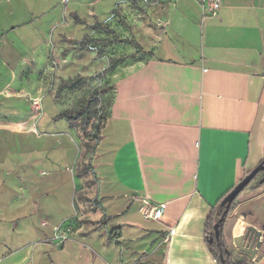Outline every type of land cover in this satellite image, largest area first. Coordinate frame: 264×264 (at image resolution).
I'll use <instances>...</instances> for the list:
<instances>
[{
  "label": "crops",
  "instance_id": "1",
  "mask_svg": "<svg viewBox=\"0 0 264 264\" xmlns=\"http://www.w3.org/2000/svg\"><path fill=\"white\" fill-rule=\"evenodd\" d=\"M86 1L68 13L69 0H0V52L15 59L25 52L17 42L35 44L22 75L37 77L26 91L30 110L0 114V139L57 142L0 149V264H218L207 218L264 159V0H221L217 14L206 15L211 0H155L157 26L138 28L151 53L106 74L114 88L95 147L86 150L80 135L78 152L62 153L61 133L44 131L43 98L51 95L64 111L58 96L71 90L60 84L105 65L63 77L66 58L53 41L85 49L86 38L118 34L117 20L132 11L131 0H113L105 20L89 10V23L80 8L99 9L104 0ZM72 22L87 28L77 39L76 31L58 30ZM37 59L43 65L32 70ZM11 85L0 93L15 95ZM69 126L77 130L74 121ZM263 177L264 170L239 198L226 229L231 242L247 224L264 234ZM143 199L164 204L161 218L141 213ZM250 261L264 264V242Z\"/></svg>",
  "mask_w": 264,
  "mask_h": 264
},
{
  "label": "rangeland",
  "instance_id": "2",
  "mask_svg": "<svg viewBox=\"0 0 264 264\" xmlns=\"http://www.w3.org/2000/svg\"><path fill=\"white\" fill-rule=\"evenodd\" d=\"M60 0H58L59 2ZM76 0H69L70 3H68V9L66 12L74 11L76 7ZM80 1V0H79ZM116 1V0H114ZM113 0H104L103 3L100 4L99 9L97 6H86L80 8V12L83 16H85L86 21L89 23L92 22L93 16L90 15L89 10L92 8L94 10L98 11V16L105 20L106 15L109 14L111 11V8L113 7ZM86 2H91L90 0H87ZM132 11L131 14H127V21L126 17H121L117 20L118 21V28L120 30V27L122 30L117 34L116 32H113L111 36H109L110 33H108V38L106 40H109L105 43L93 41L86 44L85 49H81L79 46H74V48H66L63 47V45H67L70 42L69 41H61L57 42L56 39L53 42L55 43L56 49H58V52L66 58V63L61 60L60 56L58 55L59 59L63 62V73L61 76L63 77H69V75L74 74L77 75L78 73H89L90 70L98 69L102 65H105V69H108L110 66L112 59H119L121 60V63L125 60H133L137 57H143V56H149L151 52L146 51L148 49L150 41L146 38L144 34L141 33V30H139V25L142 22L143 26L146 27L147 24H150V27L157 26L155 20L152 21V19H156L153 15L155 12V0H139L138 6L132 5ZM147 16V17H146ZM3 15H0V22L2 23V19H4ZM41 22V21H40ZM60 29H66V30H73L76 31L75 37L76 39L82 36V31L87 30L86 27H84L79 22H72L71 26L66 27L65 25H62L58 30ZM40 34L35 35L34 38H39ZM99 40H105L104 38H100ZM18 41V40H17ZM50 43V42H49ZM78 43V41L76 42ZM35 46V44H33ZM33 45L31 44H20L17 42L15 45L16 47H21L24 49V53H20L18 57L15 59H10L9 56L5 54V52H0V88L4 84L8 82H12V85L9 87V89L13 92H16L15 95H9L1 94L0 93V114H5V112H10L13 114V111L15 113H25L30 110V101L28 99V96L32 95V92H26L28 91L32 85L34 79H36V73L35 75L29 74V75H22V67H28L29 64L24 65L22 63L23 61H30L31 58V51L26 52L27 49L33 48ZM36 45H42L40 43ZM95 54L98 55V57L102 58V61L95 57ZM27 63V62H26ZM42 62L40 60H36L34 64V69H39L42 67ZM36 71V70H35ZM102 70L98 73L93 72L92 75L88 76L85 81L82 82V84L79 86V88L73 89L69 92L67 96H63L62 94L59 95V99L63 101V106L68 108H75L79 106L80 100L82 97L87 96L90 94L91 90L94 89L96 86H103L104 84H108L106 82L107 76H103ZM28 88V89H27ZM66 91V90H64ZM63 91V92H64ZM25 93V94H23ZM111 95V91L109 94L104 98H98L95 100L91 105V116L94 118V120L98 119L99 115L101 114V108L102 106H108L107 103L109 102V97ZM60 101V100H59ZM43 114H44V122L43 127L44 131L47 129H50L51 131L55 132L58 131L61 134H59V137L63 139V143L61 146V151L64 153L65 147H68L72 150V153L76 154L78 152L77 150V143L79 141L80 137V131L75 129L72 130L69 126V121L66 119H56L55 122L52 120L47 121L50 117L54 116V114H58L60 112L59 106H53V98L51 95H46L43 98ZM49 131V130H48ZM1 135V134H0ZM43 139H37L33 136H27L28 139H20L19 137L11 136V138L7 139L6 142H2L0 139V149L1 150H12V152L19 151L22 148V144L29 143L30 146H47V142L51 141L52 136H46L42 135ZM26 140V141H25ZM46 142V145L44 143ZM96 140L94 143L96 144ZM34 144V145H33ZM5 145V146H4ZM53 146H57V142H54L53 145L47 146L49 149H52ZM60 147V145L58 146ZM84 151V149L82 148ZM60 151V150H59ZM16 154V153H14ZM67 159V158H66ZM62 154V166L63 168H66L67 164H71L70 161L67 163V160ZM232 214L229 217L228 224L226 226V229L228 228L230 224V219L232 218ZM226 235V230H225ZM227 237V235H226ZM228 245L231 250H233V257L235 260L242 259V253L236 248L235 244L229 240L227 237Z\"/></svg>",
  "mask_w": 264,
  "mask_h": 264
},
{
  "label": "trees",
  "instance_id": "3",
  "mask_svg": "<svg viewBox=\"0 0 264 264\" xmlns=\"http://www.w3.org/2000/svg\"><path fill=\"white\" fill-rule=\"evenodd\" d=\"M131 1L133 6L135 7L138 6V0H131ZM93 28L112 32L108 26H105L104 24L101 23L94 24ZM92 40L89 38L84 39V41L81 42V46L88 44L89 42H92ZM96 41L105 43L109 40L96 39ZM120 63L121 60L112 59V62L108 67V69H104L101 75L106 76V74L109 71H111L115 66H117ZM85 79H86L85 76L78 74L74 78H70L69 80H64L60 84L58 90H64V89L73 90L79 88V86L82 84V82ZM113 88L114 87L109 83L104 84L103 86H96L94 87V89L91 90L90 94L81 98L78 107L66 108L64 111L59 112L55 116L56 119H67L69 121L75 122L77 129L80 131V135H82L83 144L85 145L86 150L91 151L95 147L94 141L95 140L97 141L100 137L99 135L100 125L104 121L103 119L107 111V106H102L101 114L98 117L100 122L94 120L90 112L92 106L91 104L98 98L106 97ZM249 172H247L246 174H248ZM244 191L245 189H243V191L231 202L230 204L231 206L227 211H226V205H222L221 202L230 192L224 195L222 198L219 199V201L213 207L211 214L207 218L206 236L208 237V241L212 236L215 237L214 226L216 222L218 221L220 222L219 238L215 237L214 241L212 242L209 241V250H211L212 254L218 261V264H253L248 257H244L239 260L234 259L233 250L229 248L227 237L225 235L226 226L229 221L228 219L231 216V214L239 207V198ZM222 258H223V262H222Z\"/></svg>",
  "mask_w": 264,
  "mask_h": 264
},
{
  "label": "water",
  "instance_id": "4",
  "mask_svg": "<svg viewBox=\"0 0 264 264\" xmlns=\"http://www.w3.org/2000/svg\"><path fill=\"white\" fill-rule=\"evenodd\" d=\"M264 170V161L260 162L253 170L246 174L245 178L236 185L232 191L223 199L221 202L222 205H226V211L230 208L231 202L248 186L258 174ZM264 181V177L261 179V182ZM215 237L219 238L220 234V222H216L214 226ZM214 236H212L209 241H214ZM233 242L236 248L248 256L250 259H254L264 242L263 231L255 227L254 225L247 224L246 227L237 233L233 234ZM223 262V258H222Z\"/></svg>",
  "mask_w": 264,
  "mask_h": 264
},
{
  "label": "built area",
  "instance_id": "5",
  "mask_svg": "<svg viewBox=\"0 0 264 264\" xmlns=\"http://www.w3.org/2000/svg\"><path fill=\"white\" fill-rule=\"evenodd\" d=\"M67 1V0H64ZM221 6V0H211L209 5L203 6V13L206 14H217V11L220 9ZM241 182V180L236 181V185H238ZM141 213L148 219L157 220L161 218L165 211V206L163 203H152L148 201L147 199L142 200L141 205ZM60 238H64V234L59 235Z\"/></svg>",
  "mask_w": 264,
  "mask_h": 264
}]
</instances>
